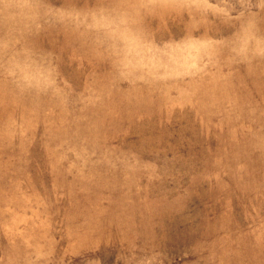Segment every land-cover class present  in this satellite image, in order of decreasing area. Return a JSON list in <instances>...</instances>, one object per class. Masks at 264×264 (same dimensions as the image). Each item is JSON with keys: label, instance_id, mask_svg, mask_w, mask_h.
Here are the masks:
<instances>
[{"label": "rangeland", "instance_id": "obj_1", "mask_svg": "<svg viewBox=\"0 0 264 264\" xmlns=\"http://www.w3.org/2000/svg\"><path fill=\"white\" fill-rule=\"evenodd\" d=\"M0 264H264V0H0Z\"/></svg>", "mask_w": 264, "mask_h": 264}]
</instances>
